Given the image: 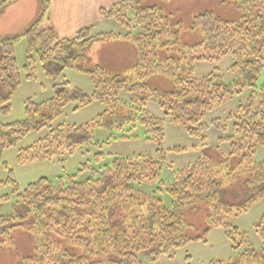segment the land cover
Returning <instances> with one entry per match:
<instances>
[{
    "label": "trees",
    "instance_id": "16d2710c",
    "mask_svg": "<svg viewBox=\"0 0 264 264\" xmlns=\"http://www.w3.org/2000/svg\"><path fill=\"white\" fill-rule=\"evenodd\" d=\"M14 1L1 0L0 15ZM226 3L240 10L238 18L224 19L208 10L192 17L190 29L202 36L196 44L181 43V23L159 7L148 5L147 0H120L99 10L102 17L120 25L122 31L117 34H92V26H88L63 38L41 25L48 10V0H41L33 23L18 35L0 38L3 114L10 110L9 100L21 80L37 78V64L52 83L50 98L41 102L28 98L24 118L0 126V156L28 134L46 130L44 136L17 150L20 163L54 159L82 146L98 150L101 143L92 140L94 127L122 130L125 125L132 128L139 124L151 138H160L168 119L183 123L189 134L203 137L209 128L203 121L205 115L226 98L249 90L245 103L223 119L211 121L223 129L228 122L232 134L221 138L229 140L228 155L208 151V157L201 156L178 170L169 184L157 179L165 155L161 149L154 159L148 155L113 157L104 170L90 169V174L79 180L77 172L87 168L82 164L77 172L60 175L57 184L39 177L20 188L9 169L0 184L10 187L14 200L11 213L0 215V248L13 247L14 228L24 230L32 239V253L17 264L153 263L191 241L206 242L214 229L223 231L236 257L208 264H264V215L253 224L260 250L251 246L236 225L220 217H238L264 196V159H254L256 150L264 146V81L257 85L264 72V0ZM20 40L25 42L26 54L22 71L14 50ZM94 41L120 46L125 42L124 48L134 47L135 59L124 66V61L108 56L105 61L110 62L112 71L101 64L89 65L88 51ZM226 57L231 60L229 71L235 80L224 81L215 72L200 78L192 75L196 62L215 64ZM67 68L85 74L92 92L58 80ZM156 76L170 80L172 87L160 90L152 86L150 78ZM92 102L101 103L104 109L91 123L54 125L67 105H73L75 112ZM148 104L156 105L162 116L150 112ZM101 155L95 152L94 159ZM0 165L6 167L1 160ZM155 179L159 186L152 194L136 188L138 183ZM163 193L171 198L170 206L163 203ZM11 195H1L0 206ZM189 212L203 213L201 232L188 222Z\"/></svg>",
    "mask_w": 264,
    "mask_h": 264
},
{
    "label": "rangeland",
    "instance_id": "374dc122",
    "mask_svg": "<svg viewBox=\"0 0 264 264\" xmlns=\"http://www.w3.org/2000/svg\"><path fill=\"white\" fill-rule=\"evenodd\" d=\"M1 1V0H0ZM220 4L221 0H147L148 5L159 7L162 13L169 15L173 21L181 23L180 42L183 44H196L202 40V36L198 30H191V19L195 14L202 11H212L214 15L224 19H235L240 16V10L233 7L232 4ZM228 1V0H227ZM15 2V1H14ZM13 3V2H12ZM28 9V8H26ZM20 11H24L21 7ZM120 25L114 19H104L102 23L94 27V33L111 32L117 34L121 32ZM100 41H94L88 51L90 57L89 65H103L107 70L112 71L110 62L105 59L113 55L120 59L124 66L130 64L135 59L133 48H124L120 45H109V43L99 44ZM15 57L19 70L22 71L25 59V42L18 41L15 44ZM104 59V60H103ZM231 60L229 57L222 59L215 64L196 62L192 71L194 77L200 78L210 72L217 73L224 81H233L235 76L229 71ZM37 78L31 82L21 80L14 93L9 100L10 110L3 114L0 111V126L3 124L18 121L24 118L25 101L31 98L34 102H41L48 97L46 94L51 90V81L45 78L41 73L36 72ZM58 80H65L71 86L78 87L84 91L92 90V85L83 73L74 69H65ZM264 81V72L261 73L257 85ZM150 84L160 90H169L172 87L170 80L159 76L150 78ZM2 87L0 86V93ZM86 92L89 93L87 90ZM51 93V92H50ZM249 90L242 95L233 98H226L224 102L208 112L203 121L209 124L203 137L199 135L189 134L185 125L174 124L168 119L164 120V131L160 138H151L145 128L139 124L130 128L125 125L122 130L105 129L94 127L92 129V140L101 143V148L98 150L95 147L82 146L71 154H58L54 159H30L29 161L20 163L17 160V150L25 148L32 144L35 140L45 135L46 130L40 132H32L23 138L17 146L6 148L2 151L0 160L5 162L6 167L0 165V181L6 179L8 170H12V175L20 188H24L29 182H32L39 177L48 178L53 184L58 183L60 175L73 174L82 167V164L87 166L78 173L77 179L81 180L90 174V169H95L101 172L105 167L112 163L113 157L123 156L130 157L132 155H148L155 158L157 150L164 151L162 166L158 172L157 179L162 180L164 184L172 183L175 179V174L178 170L191 165L199 157H208L207 152L217 154L218 152L228 155L230 152L229 140L225 141L221 138L232 134L228 122L226 128H217L211 122L215 118L223 119L230 111L235 110L239 104H243L247 100ZM51 95V94H50ZM4 105V104H1ZM73 105H67L62 115L56 119L54 125L59 123L81 124L91 123L97 115L101 113L104 106L98 102H92L90 105L72 111ZM148 109L155 116L160 117L161 111L154 104H148ZM0 127V128H1ZM130 128V130H129ZM127 136L122 139L121 136ZM176 147L181 148V151L175 150ZM100 151L101 158L94 159V153ZM254 159L259 161L264 159V146L256 150ZM157 179L151 182H142L136 184V188L146 194H152L156 191L158 185ZM4 194L11 195L10 187L0 184V196ZM165 205H171V198L166 194H160ZM14 197L11 195L9 201L0 206V215L9 214L12 211V203ZM264 215V196L250 203L248 210L238 217L233 215H221L223 222H230L236 225L243 232L251 246L257 250L261 249L260 239L253 229V224ZM188 222L197 225V232L203 229L202 212H189L187 214ZM11 236L14 240V245L11 248H0V264H17L23 257L32 253V239L29 234L19 228H14L11 231ZM236 253L233 252L229 240L221 229L212 230L206 239V242L191 241L184 247L176 249L169 254H162L157 262L144 264H208L213 260L223 262L233 261Z\"/></svg>",
    "mask_w": 264,
    "mask_h": 264
},
{
    "label": "crops",
    "instance_id": "0c3cea01",
    "mask_svg": "<svg viewBox=\"0 0 264 264\" xmlns=\"http://www.w3.org/2000/svg\"><path fill=\"white\" fill-rule=\"evenodd\" d=\"M118 1L120 0H48V10L41 19V25L51 27L61 38L69 37L79 29L88 26H92V30H94V27L106 19L100 15L99 10L102 8L109 9ZM40 3L41 0H16L4 7L0 15V38L12 37L25 30L38 18ZM21 7L24 8V11H20ZM92 34L98 33L92 31ZM98 43L103 45L106 41ZM122 43L125 45V42L119 44ZM124 47H127V45ZM23 65H25V62ZM38 71L44 76L40 66L37 64L36 72ZM87 90L89 93L92 92V90L90 92V89ZM50 94L52 95V91H49L46 95L51 97Z\"/></svg>",
    "mask_w": 264,
    "mask_h": 264
}]
</instances>
